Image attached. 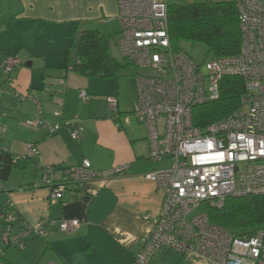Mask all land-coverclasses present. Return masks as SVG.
I'll use <instances>...</instances> for the list:
<instances>
[{
  "label": "crops",
  "instance_id": "0c3cea01",
  "mask_svg": "<svg viewBox=\"0 0 264 264\" xmlns=\"http://www.w3.org/2000/svg\"><path fill=\"white\" fill-rule=\"evenodd\" d=\"M117 13V0H0V149L22 157L0 190L3 264H131L141 237L151 229L164 194L145 174L169 161H152L145 126L131 115L124 122L136 95L122 98L115 76L73 68L74 43L85 30H98L108 51L110 40L117 48ZM11 57L18 62L6 82L4 64ZM80 90L87 92L88 102L81 101ZM108 96L116 97V111L109 108ZM33 99L42 104V121H79L81 136L73 139L65 126L50 134L46 127L26 125L36 115ZM31 144L39 153L25 160ZM83 159L95 171L126 169L82 183L75 192L65 191L62 201L51 202L49 189L40 184L41 168L74 166ZM7 204L17 213L15 230L49 218L77 219L79 226L62 232L57 224H47L44 236L27 237L24 248L8 246L1 215ZM151 264L215 263L193 253L162 250Z\"/></svg>",
  "mask_w": 264,
  "mask_h": 264
},
{
  "label": "built area",
  "instance_id": "2783aa9c",
  "mask_svg": "<svg viewBox=\"0 0 264 264\" xmlns=\"http://www.w3.org/2000/svg\"><path fill=\"white\" fill-rule=\"evenodd\" d=\"M232 1L238 15L239 52L199 64L172 46L167 0H117L118 52L135 67L151 71L135 75L137 95L132 111L123 115L124 122L132 115L145 126L152 161H169L168 166L145 174L164 195L131 264H151L162 250L183 256L193 253L215 264H264V230L235 237L212 223L207 214L208 207H221L227 197L264 194V0ZM17 62L13 57L5 61L6 82L11 81L10 72ZM225 76H237L244 82L240 108L203 128L196 126L193 108L217 99ZM78 96L84 103L89 100L85 90ZM33 101L36 115L26 125L46 127L50 134L65 126L73 139L81 136L84 128L79 121L44 122L41 102ZM107 102L116 111V97L108 96ZM38 153L31 144L24 158H35ZM21 159L14 156V161ZM125 169L95 171L83 159L69 167H42L40 184L49 189L50 201L57 202L63 200L65 191H71L68 185L117 176ZM1 215L5 243L20 248L25 247L27 237L44 236L47 224H57L62 232L79 226L77 219L49 218L15 230L17 213L12 205L3 206Z\"/></svg>",
  "mask_w": 264,
  "mask_h": 264
},
{
  "label": "trees",
  "instance_id": "16d2710c",
  "mask_svg": "<svg viewBox=\"0 0 264 264\" xmlns=\"http://www.w3.org/2000/svg\"><path fill=\"white\" fill-rule=\"evenodd\" d=\"M167 16L170 42L174 48H179L178 43L183 40L200 42L211 58L233 56L240 50L238 15L232 0L168 4ZM74 47L77 57L73 68L83 74L116 77L123 66L110 55L105 37L98 30L81 32ZM244 90L241 78L223 77L218 98L193 108V123L203 128L239 109ZM18 162L11 153L0 149V183L7 180ZM70 189L75 192L77 187L68 185ZM207 214L212 223L235 237L253 235L264 230V194L227 197L221 207H208Z\"/></svg>",
  "mask_w": 264,
  "mask_h": 264
},
{
  "label": "rangeland",
  "instance_id": "374dc122",
  "mask_svg": "<svg viewBox=\"0 0 264 264\" xmlns=\"http://www.w3.org/2000/svg\"><path fill=\"white\" fill-rule=\"evenodd\" d=\"M207 1H221V0H167L168 4H181V3H200ZM115 40L111 42L109 41V53L116 58L119 62L123 63V66L120 72L117 74L115 79L119 83L120 93L122 94V98H128L132 95H137V87L135 83V75H145L151 74V71L148 69H142L139 67H135L132 64H128L126 59H123L116 46ZM180 49L186 52L196 63H203L211 58L210 54H206V47L200 42H191L187 40L180 41L178 43ZM131 110V109H129ZM129 113V112H128ZM127 113V114H128ZM132 116V115H131ZM134 117L132 116V119Z\"/></svg>",
  "mask_w": 264,
  "mask_h": 264
}]
</instances>
